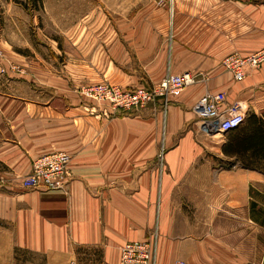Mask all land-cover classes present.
<instances>
[{
  "label": "crops",
  "instance_id": "crops-1",
  "mask_svg": "<svg viewBox=\"0 0 264 264\" xmlns=\"http://www.w3.org/2000/svg\"><path fill=\"white\" fill-rule=\"evenodd\" d=\"M107 9V49L123 52L116 84L185 71L197 81L166 107L158 98L108 114L79 91L80 75L29 62L27 75H0V264H130L120 247L147 240L156 264H264V156L211 145L195 110L206 92L225 91L264 122V63L242 80L223 65L264 47V0H108ZM99 17L91 13L94 28ZM58 150L71 156L67 187L23 188L33 161Z\"/></svg>",
  "mask_w": 264,
  "mask_h": 264
},
{
  "label": "rangeland",
  "instance_id": "rangeland-1",
  "mask_svg": "<svg viewBox=\"0 0 264 264\" xmlns=\"http://www.w3.org/2000/svg\"><path fill=\"white\" fill-rule=\"evenodd\" d=\"M172 1L162 0L160 5L170 7ZM107 2L108 0H0V75H27L30 73L27 70L29 62V65L47 67L51 73L65 71L80 75L84 79L81 87L105 81L117 82L111 79L114 75L112 65L113 62L117 64L114 55L121 58L123 52L107 49ZM95 11L100 14L98 28H94V20H91V13ZM161 81L151 83L144 76L140 85L122 87L144 86L153 90ZM90 102L104 108L93 100ZM197 120L200 121V118ZM208 134L211 145L224 143L228 139V134Z\"/></svg>",
  "mask_w": 264,
  "mask_h": 264
},
{
  "label": "built area",
  "instance_id": "built-area-1",
  "mask_svg": "<svg viewBox=\"0 0 264 264\" xmlns=\"http://www.w3.org/2000/svg\"><path fill=\"white\" fill-rule=\"evenodd\" d=\"M162 3V0L159 4ZM264 63V47L249 54L232 53L223 59L224 67L235 80L247 75V68L256 69ZM197 81L191 71L168 73L159 86L150 90L144 86L122 87L112 82H99L85 85L79 90L83 96L114 112L139 110L161 98L165 107L173 97L179 96L186 87ZM200 122L207 132L225 134L243 124L247 119L244 106L239 101L230 102L225 91H208L195 105ZM109 114V113H108ZM71 156L63 150L42 154L32 164V170L21 180L25 189L63 190L69 182L68 166ZM123 263L156 264L155 242L129 241L120 247ZM171 264H190L187 260L176 258Z\"/></svg>",
  "mask_w": 264,
  "mask_h": 264
},
{
  "label": "trees",
  "instance_id": "trees-1",
  "mask_svg": "<svg viewBox=\"0 0 264 264\" xmlns=\"http://www.w3.org/2000/svg\"><path fill=\"white\" fill-rule=\"evenodd\" d=\"M251 126V129L243 126L244 123ZM243 124L226 132L227 142L224 146L226 154L234 155L242 150L255 148L261 156H264V122L256 115H251ZM249 127V126H248Z\"/></svg>",
  "mask_w": 264,
  "mask_h": 264
}]
</instances>
